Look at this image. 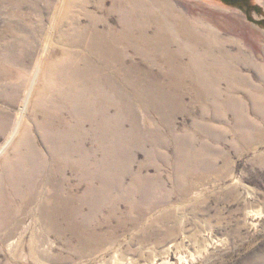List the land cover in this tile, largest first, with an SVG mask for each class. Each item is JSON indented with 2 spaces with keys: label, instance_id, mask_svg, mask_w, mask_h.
<instances>
[{
  "label": "rangeland",
  "instance_id": "374dc122",
  "mask_svg": "<svg viewBox=\"0 0 264 264\" xmlns=\"http://www.w3.org/2000/svg\"><path fill=\"white\" fill-rule=\"evenodd\" d=\"M0 170V264H264V0H0Z\"/></svg>",
  "mask_w": 264,
  "mask_h": 264
},
{
  "label": "bare ground",
  "instance_id": "6f19581e",
  "mask_svg": "<svg viewBox=\"0 0 264 264\" xmlns=\"http://www.w3.org/2000/svg\"><path fill=\"white\" fill-rule=\"evenodd\" d=\"M1 171V170H0ZM0 192L2 193H5V190H4V185L2 187H0ZM9 204H6L3 199L0 198V213H3V212H7L9 211ZM55 211V207L51 209V217L52 219H54V216H53V213ZM49 218V216H48ZM49 220L51 221V219L49 218ZM52 222V221H51Z\"/></svg>",
  "mask_w": 264,
  "mask_h": 264
},
{
  "label": "trees",
  "instance_id": "16d2710c",
  "mask_svg": "<svg viewBox=\"0 0 264 264\" xmlns=\"http://www.w3.org/2000/svg\"><path fill=\"white\" fill-rule=\"evenodd\" d=\"M225 1V0H224Z\"/></svg>",
  "mask_w": 264,
  "mask_h": 264
}]
</instances>
